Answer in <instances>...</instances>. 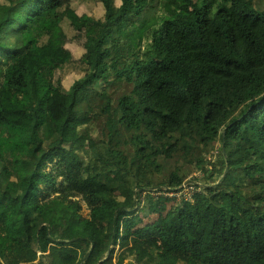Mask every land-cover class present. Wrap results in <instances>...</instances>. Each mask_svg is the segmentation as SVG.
<instances>
[{"label": "trees", "instance_id": "obj_1", "mask_svg": "<svg viewBox=\"0 0 264 264\" xmlns=\"http://www.w3.org/2000/svg\"><path fill=\"white\" fill-rule=\"evenodd\" d=\"M74 1L93 39L73 0H0V264H68L81 241L90 252L75 264H96L112 236L103 264H264L260 1ZM153 9L158 24L135 43L133 22ZM197 169L214 185L193 201L151 194L201 182Z\"/></svg>", "mask_w": 264, "mask_h": 264}, {"label": "rangeland", "instance_id": "obj_2", "mask_svg": "<svg viewBox=\"0 0 264 264\" xmlns=\"http://www.w3.org/2000/svg\"><path fill=\"white\" fill-rule=\"evenodd\" d=\"M259 1L261 3L262 7H264V0H259ZM220 2H222V4L225 7H228V0H220ZM74 5L76 6V2L73 0V2L71 3V6L67 7V12H68L71 20L73 22H75L76 25L83 31V36L85 37V39H88L90 37L88 39V40H90L91 38L93 39L94 37L98 36L99 27L96 25H93L89 22L90 16L86 12V7L83 5H81L80 7H75ZM158 15H159L158 11L156 9H153L151 11L149 17H148V21H147L146 25H142V24H139L137 21H134L133 23L139 27H137V29H135V31L132 34H129V32H128L129 26H128V24L124 23L123 25H120V28L122 30L120 32L129 34L134 39L135 43L144 44L145 43V37L144 36H145V33L147 32V30L149 28L155 26L156 24H158V18H157ZM38 20H40V22H41V18L38 17L37 20L33 22V24H35ZM143 31H144V33H143ZM52 32L56 38H58L59 40H63L61 31L57 26H52ZM61 42L62 41H59L58 44H61ZM68 48H69V46H66L64 49L56 46L55 48L53 47L49 51V48L44 46L41 48V51L45 57H48V55L50 53H53L54 55H56L58 57H62L67 52ZM79 50H80V54L87 56L86 49L79 47ZM69 72L71 73V70ZM70 73H68L66 75L65 81H67L69 79ZM216 153L217 154H215L214 156L211 155L210 159H209L211 161L210 166H212L211 175L208 176L210 178H212V177L214 178L215 176H218L220 173L223 172L222 170H224V168H222L223 166H222L221 156L218 152H216ZM192 169H194V167H191V170ZM202 173H203L202 169H197V170H194L192 172V175L197 174V178L201 182L204 183L206 181V178ZM205 184H208V183H205ZM163 195H165V194L163 193ZM82 214L87 216L89 214V209L87 207H85L82 211ZM148 222H149V220H148ZM157 222L159 224H162V220H158ZM82 230H80L79 233H81ZM117 248H118V246H117ZM76 250H78L77 253H79V250H80V256L77 258H71V260L68 261V264H75L81 257L84 256L82 253L84 250H87V253H89L90 252V246L87 247V243L85 241L75 242V243H72L69 246H67L68 255L72 256V254ZM87 255H85V257L83 258V262L85 261V259H87ZM28 264H38V263L34 262V263H28Z\"/></svg>", "mask_w": 264, "mask_h": 264}, {"label": "built area", "instance_id": "obj_3", "mask_svg": "<svg viewBox=\"0 0 264 264\" xmlns=\"http://www.w3.org/2000/svg\"><path fill=\"white\" fill-rule=\"evenodd\" d=\"M202 184L197 181V180H193L190 183H187L186 185L183 186L182 189L177 190V189H169V188H157V189H153L151 191V194L155 197L159 196V195H163V193L165 194L164 196H173L174 198L178 199V200H186V201H193L194 198V194L198 193V191L200 192V189L202 188ZM148 193V191H146L145 189L143 190V198L145 197V195ZM134 264H138L137 262H135Z\"/></svg>", "mask_w": 264, "mask_h": 264}, {"label": "water", "instance_id": "obj_4", "mask_svg": "<svg viewBox=\"0 0 264 264\" xmlns=\"http://www.w3.org/2000/svg\"><path fill=\"white\" fill-rule=\"evenodd\" d=\"M224 156L226 157V153H225V151H224ZM227 171H228V164L225 165V169H224L222 175L218 178L217 182H220V181H221V179L226 175ZM190 182H191L190 180H187V181L183 182V183L180 185V187H183L184 185H186L187 183H190ZM213 185H214V183H212V184H205V186H213ZM138 190H139L138 188H136V189L134 190V198H135V200H137V191H138ZM115 213H117V210L115 211ZM43 225H47V226H49V222H41V223L39 224V226H38V232H37V242H38V246H39V229H40L41 226H43ZM48 230L50 231V227H48ZM112 246H113V236H112V239H111V242H110V244H109V247H108V250H107L106 254L104 255L103 258H101L99 261H97L96 264H103L104 261L107 260L109 254H110V252H111ZM82 263H83V259L81 260V262H80L79 264H82ZM45 264H48V263L45 261Z\"/></svg>", "mask_w": 264, "mask_h": 264}, {"label": "clouds", "instance_id": "obj_5", "mask_svg": "<svg viewBox=\"0 0 264 264\" xmlns=\"http://www.w3.org/2000/svg\"><path fill=\"white\" fill-rule=\"evenodd\" d=\"M188 180H190V181H193V180H195L194 178H192V179H188ZM187 181V180H186ZM201 184H202V186L203 187H205V183H203V182H200ZM183 187H178V188H173V189H177V190H180V189H182ZM170 189V188H169ZM195 195V194H194ZM195 198V197H194ZM194 198H193V200H194Z\"/></svg>", "mask_w": 264, "mask_h": 264}]
</instances>
